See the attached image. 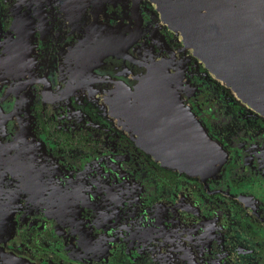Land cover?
<instances>
[{
    "label": "flooded vegetation",
    "instance_id": "obj_1",
    "mask_svg": "<svg viewBox=\"0 0 264 264\" xmlns=\"http://www.w3.org/2000/svg\"><path fill=\"white\" fill-rule=\"evenodd\" d=\"M161 54L182 102L145 82ZM0 88L7 115L22 98L21 121L0 116V247L40 264H264V116L153 0H0ZM167 117L207 137L176 164L152 144L188 138Z\"/></svg>",
    "mask_w": 264,
    "mask_h": 264
},
{
    "label": "water",
    "instance_id": "obj_2",
    "mask_svg": "<svg viewBox=\"0 0 264 264\" xmlns=\"http://www.w3.org/2000/svg\"><path fill=\"white\" fill-rule=\"evenodd\" d=\"M159 7L162 20L167 24L184 49L189 50L210 70L212 75L224 86L234 91L238 97L254 107L264 116V0H153ZM162 53L175 54L167 41L163 39ZM177 51V50H176ZM178 52V51H177ZM145 53V52H144ZM143 53V54H144ZM162 55V71L145 78L146 84L166 85L172 88L174 100L182 102L179 90L184 88L182 75L166 71L165 62H171L172 56ZM146 56V53L143 57ZM153 70H156L155 68ZM26 81L17 78L18 86ZM26 85V84H25ZM3 90L4 88H0ZM164 96V91H155ZM19 95L15 99L13 113L7 115L0 107V116L22 119V107ZM166 100L162 97V101ZM154 119V118H153ZM162 123L174 128L186 123L188 138H162L153 141L156 154L168 164H176L180 158L192 157L201 150L206 134L196 119L178 118L172 122L167 118ZM156 133H158L156 131ZM189 149L183 150L179 146ZM193 151V152H192ZM0 264H40L34 258L19 251H10L0 247Z\"/></svg>",
    "mask_w": 264,
    "mask_h": 264
}]
</instances>
